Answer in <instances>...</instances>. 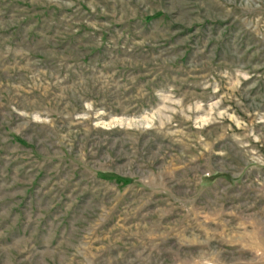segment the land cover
Instances as JSON below:
<instances>
[{"label":"rangeland","instance_id":"1","mask_svg":"<svg viewBox=\"0 0 264 264\" xmlns=\"http://www.w3.org/2000/svg\"><path fill=\"white\" fill-rule=\"evenodd\" d=\"M0 264H264V0H0Z\"/></svg>","mask_w":264,"mask_h":264},{"label":"trees","instance_id":"2","mask_svg":"<svg viewBox=\"0 0 264 264\" xmlns=\"http://www.w3.org/2000/svg\"><path fill=\"white\" fill-rule=\"evenodd\" d=\"M19 142H21V143H24V141H22L21 139H17Z\"/></svg>","mask_w":264,"mask_h":264}]
</instances>
